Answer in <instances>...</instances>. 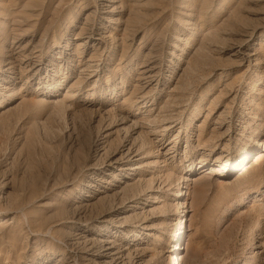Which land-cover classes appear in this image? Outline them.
<instances>
[{"label":"rangeland","instance_id":"obj_1","mask_svg":"<svg viewBox=\"0 0 264 264\" xmlns=\"http://www.w3.org/2000/svg\"><path fill=\"white\" fill-rule=\"evenodd\" d=\"M0 264H264V0H0Z\"/></svg>","mask_w":264,"mask_h":264},{"label":"bare ground","instance_id":"obj_2","mask_svg":"<svg viewBox=\"0 0 264 264\" xmlns=\"http://www.w3.org/2000/svg\"><path fill=\"white\" fill-rule=\"evenodd\" d=\"M259 154H257L256 156V160L254 162H257L260 159V156H258ZM176 248V247H175Z\"/></svg>","mask_w":264,"mask_h":264}]
</instances>
